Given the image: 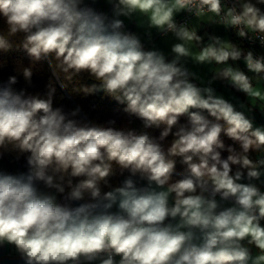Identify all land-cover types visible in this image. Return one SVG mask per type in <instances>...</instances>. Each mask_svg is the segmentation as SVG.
Masks as SVG:
<instances>
[{
  "label": "clouds",
  "instance_id": "1",
  "mask_svg": "<svg viewBox=\"0 0 264 264\" xmlns=\"http://www.w3.org/2000/svg\"><path fill=\"white\" fill-rule=\"evenodd\" d=\"M0 264H264V0H0Z\"/></svg>",
  "mask_w": 264,
  "mask_h": 264
},
{
  "label": "trees",
  "instance_id": "2",
  "mask_svg": "<svg viewBox=\"0 0 264 264\" xmlns=\"http://www.w3.org/2000/svg\"><path fill=\"white\" fill-rule=\"evenodd\" d=\"M44 85L43 80H37L36 81V88L42 89ZM66 106L71 107L73 106V103H80L84 106L85 112L88 113L90 118L97 120V121H107L109 119H115L117 120L118 124H126L127 118L124 116V114L121 112L120 108L111 102H108L106 100H101L99 97H93L88 99H80V98H74V100L64 99L61 101ZM136 127H139V124L135 125ZM5 165L8 167H16L14 164H10L9 161H5Z\"/></svg>",
  "mask_w": 264,
  "mask_h": 264
},
{
  "label": "water",
  "instance_id": "3",
  "mask_svg": "<svg viewBox=\"0 0 264 264\" xmlns=\"http://www.w3.org/2000/svg\"><path fill=\"white\" fill-rule=\"evenodd\" d=\"M4 260L7 262L8 261V255L4 256Z\"/></svg>",
  "mask_w": 264,
  "mask_h": 264
},
{
  "label": "crops",
  "instance_id": "4",
  "mask_svg": "<svg viewBox=\"0 0 264 264\" xmlns=\"http://www.w3.org/2000/svg\"><path fill=\"white\" fill-rule=\"evenodd\" d=\"M7 255V253L4 254V256Z\"/></svg>",
  "mask_w": 264,
  "mask_h": 264
}]
</instances>
